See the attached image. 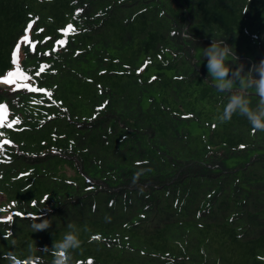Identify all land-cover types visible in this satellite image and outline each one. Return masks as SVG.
I'll return each instance as SVG.
<instances>
[{"label":"trees","instance_id":"1","mask_svg":"<svg viewBox=\"0 0 264 264\" xmlns=\"http://www.w3.org/2000/svg\"><path fill=\"white\" fill-rule=\"evenodd\" d=\"M221 40L264 59V0H0L26 80L0 87V264H53L69 223L70 264H264V130L218 119Z\"/></svg>","mask_w":264,"mask_h":264},{"label":"clouds","instance_id":"2","mask_svg":"<svg viewBox=\"0 0 264 264\" xmlns=\"http://www.w3.org/2000/svg\"><path fill=\"white\" fill-rule=\"evenodd\" d=\"M204 61L207 72L215 79V87L220 92H228L227 103L223 105L222 113L218 119L221 122L231 120L233 115H240L247 119L249 124L257 130H264V59L254 64L247 72L243 71V64L235 69L230 67L228 58L235 55L233 48L224 40L214 42L204 48ZM244 83L247 88L254 90L260 103L253 107L246 91H233V87ZM52 221L42 218L40 222L31 223L32 233L47 230ZM82 244L80 229L73 223L68 224V230L59 239H54L51 249H45L44 253L54 254L53 264H70L72 253L80 249Z\"/></svg>","mask_w":264,"mask_h":264},{"label":"rangeland","instance_id":"3","mask_svg":"<svg viewBox=\"0 0 264 264\" xmlns=\"http://www.w3.org/2000/svg\"><path fill=\"white\" fill-rule=\"evenodd\" d=\"M22 42H26V38ZM21 58H22L21 49L20 47H18L14 54L15 67L11 72H9V73H12L13 75L10 76L8 74L5 78L0 80L1 88L13 89V87H15V84L17 82H20L22 79L23 81H26L16 68V65L20 62ZM66 174H67V177H73L74 175L73 172H66Z\"/></svg>","mask_w":264,"mask_h":264},{"label":"snow or ice","instance_id":"4","mask_svg":"<svg viewBox=\"0 0 264 264\" xmlns=\"http://www.w3.org/2000/svg\"><path fill=\"white\" fill-rule=\"evenodd\" d=\"M9 75L11 76V75H13L12 73H9Z\"/></svg>","mask_w":264,"mask_h":264}]
</instances>
